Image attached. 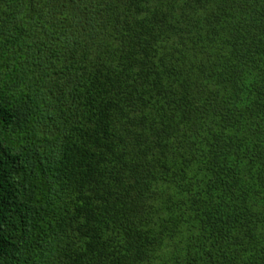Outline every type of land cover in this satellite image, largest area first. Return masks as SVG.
<instances>
[{"label":"trees","instance_id":"16d2710c","mask_svg":"<svg viewBox=\"0 0 264 264\" xmlns=\"http://www.w3.org/2000/svg\"><path fill=\"white\" fill-rule=\"evenodd\" d=\"M0 264H264V0H0Z\"/></svg>","mask_w":264,"mask_h":264}]
</instances>
